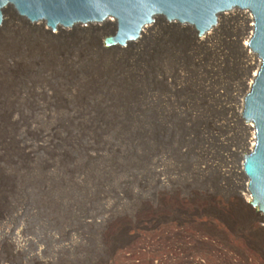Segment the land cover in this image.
Instances as JSON below:
<instances>
[{
	"label": "rangeland",
	"instance_id": "374dc122",
	"mask_svg": "<svg viewBox=\"0 0 264 264\" xmlns=\"http://www.w3.org/2000/svg\"><path fill=\"white\" fill-rule=\"evenodd\" d=\"M8 14L0 264H264L263 222L229 172L251 125L232 112L246 79L235 22L212 46L159 24L108 50L102 24L51 33Z\"/></svg>",
	"mask_w": 264,
	"mask_h": 264
},
{
	"label": "water",
	"instance_id": "95a60500",
	"mask_svg": "<svg viewBox=\"0 0 264 264\" xmlns=\"http://www.w3.org/2000/svg\"><path fill=\"white\" fill-rule=\"evenodd\" d=\"M6 9L29 23L43 22L51 32L111 22L113 31L103 40L106 49L134 42L157 17L190 26L200 38L217 24L219 16L234 10L248 12L252 17L248 47L259 67L244 95L240 115L255 133L253 148L243 155L241 171L250 206L264 214V0H0V26Z\"/></svg>",
	"mask_w": 264,
	"mask_h": 264
},
{
	"label": "bare ground",
	"instance_id": "6f19581e",
	"mask_svg": "<svg viewBox=\"0 0 264 264\" xmlns=\"http://www.w3.org/2000/svg\"><path fill=\"white\" fill-rule=\"evenodd\" d=\"M9 12H11L14 16V18L21 20L23 22H26L30 25H36V24H41L42 27L45 26V24L43 22H36V23H29L24 19H21L19 17H17L10 9H6L3 12V22L0 26V28H2V25H6L7 23H9L7 21V19H5V16H9L10 14H8ZM6 13V14H5ZM10 18V17H9ZM235 22L236 27H238L240 33H241V38H238L235 40V43L237 44L240 53L244 56V64L246 66V79L243 82V95H245L246 91L249 90V87L252 84V81L257 73L258 67H259V60L258 58L252 54L251 51H249V47H248V40L251 36V32H252V27H251V23L252 20L249 16V14L241 12V11H232L228 14H223L221 16L218 17L217 20V24L208 32L206 33L204 36V38H196V43L197 44H201V45H206V46H212L213 45V37L215 36L216 33H218V31L221 29V27L225 24V22ZM161 24V26H176L178 28H183V26H187V25H181L178 23H168L165 22L162 18H155L154 22L151 24L146 25L140 35L139 38L137 40H135L134 42L129 43L128 45H126L125 47H114V48H110L108 50L111 49H119V50H123L125 48H127L128 46H130V44H136L138 42L144 41L150 37H152L155 32H156V27ZM46 27V26H45ZM81 26H75L73 28H71L70 30H74V29H78ZM188 29H190L193 33V29L190 26H187ZM47 28V27H46ZM102 29L103 28H109L111 29L109 31V34L112 33L113 31V23L111 22H107L102 24ZM92 29H97L99 30L100 27L98 26H94V25H88V27L86 28H82V31H89ZM61 30H68L66 28H58L56 31H61ZM51 32V31H50ZM66 33V31H64ZM52 33V32H51ZM244 98V96H243ZM242 105H243V99L239 100V104L237 107L232 108V112H233V118H236L238 121H241V110H242ZM242 124V123H241ZM243 126V130L245 132L246 135V139L245 142L242 144L244 149L248 152H250V150L253 148L254 146V142H255V133H254V128L251 125L249 126ZM249 138V139H248ZM242 160H243V156H242ZM241 163L238 165V167L236 169L232 168L229 170L231 176L234 178V180L236 181V185L237 188L239 189L238 193H237V197L239 199V203L240 205L242 204V208L247 210V213H249V215H253L255 214V216H257L258 220L263 222V227H264V214L256 211V208H253L252 206L248 205L249 201L251 199L250 193L247 190V183L246 180L242 174L241 171ZM245 192V193H243ZM10 242V241H9ZM13 243V242H12ZM22 245V244H21ZM23 248L19 247V246H15L13 244L12 248H11V254H19V253H23ZM10 255V254H9ZM16 256V255H15ZM129 263V262H127Z\"/></svg>",
	"mask_w": 264,
	"mask_h": 264
},
{
	"label": "built area",
	"instance_id": "2783aa9c",
	"mask_svg": "<svg viewBox=\"0 0 264 264\" xmlns=\"http://www.w3.org/2000/svg\"><path fill=\"white\" fill-rule=\"evenodd\" d=\"M241 12H244V13H247V14H249L248 12H246V11H241ZM249 16H250V18H251V20H252V17H251V15L249 14ZM251 27H252V23H251Z\"/></svg>",
	"mask_w": 264,
	"mask_h": 264
}]
</instances>
